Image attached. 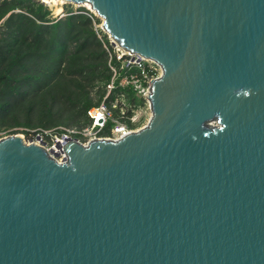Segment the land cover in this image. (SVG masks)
<instances>
[{"label":"water","instance_id":"1","mask_svg":"<svg viewBox=\"0 0 264 264\" xmlns=\"http://www.w3.org/2000/svg\"><path fill=\"white\" fill-rule=\"evenodd\" d=\"M61 1L162 73L118 141L0 139V264H264V0Z\"/></svg>","mask_w":264,"mask_h":264},{"label":"trees","instance_id":"2","mask_svg":"<svg viewBox=\"0 0 264 264\" xmlns=\"http://www.w3.org/2000/svg\"><path fill=\"white\" fill-rule=\"evenodd\" d=\"M99 23L85 8L55 17L38 0H0V132L22 128L29 140L89 124L86 112L103 101L111 78ZM123 92L132 110L145 109L142 96Z\"/></svg>","mask_w":264,"mask_h":264},{"label":"built area","instance_id":"3","mask_svg":"<svg viewBox=\"0 0 264 264\" xmlns=\"http://www.w3.org/2000/svg\"><path fill=\"white\" fill-rule=\"evenodd\" d=\"M87 10L95 16L90 8ZM95 29L97 37L102 41L107 53V65L111 73L110 81L106 86L107 94L103 101L86 112L89 121L87 126L81 129L72 128L66 130L64 134L59 137L56 136V143H63L71 139L70 137L72 136L88 139L85 144L75 139L82 145H87L93 140L118 141L143 128L144 126L137 129L138 109L132 110V106L126 104L125 93L123 92L125 89H130L137 96H142L145 99L146 107L150 110L146 95L149 93L151 83L160 77L162 73L161 66L152 59L144 58L139 54L131 53L120 47L111 36L103 30L100 23L95 25ZM103 37L106 38L104 39ZM116 90L120 92L115 98L109 101L106 100L108 95ZM114 112H117L116 116ZM105 130H107V133L102 134ZM47 134V132H44L43 135H36L29 139L30 141L28 144L35 143L47 151H50L51 149L43 142V138H46ZM58 138H60V140ZM56 150L57 149H55V151ZM61 153L63 154V152ZM63 157L64 154L62 155L61 161Z\"/></svg>","mask_w":264,"mask_h":264},{"label":"rangeland","instance_id":"4","mask_svg":"<svg viewBox=\"0 0 264 264\" xmlns=\"http://www.w3.org/2000/svg\"><path fill=\"white\" fill-rule=\"evenodd\" d=\"M40 2L45 3L48 8L52 11L53 15L56 16H62L63 12L65 10V8L70 7L73 11L77 10L79 8H85L88 9L90 7H88L87 5L83 4L82 6H78V5H71V4H65L63 1H56V0H52V1H47V0H38ZM100 20V19H99ZM102 24V21L100 20V25ZM150 110L148 109V107H146L145 109L140 108L137 110V117H138V127L137 129L145 126L150 118ZM23 131L22 128L16 129L13 128L12 130H10L7 133H2L0 132V139L11 136L10 133H17V134H12V135H19L21 136L25 142H29L30 140H26V136L21 134ZM72 140L77 139L79 142L85 144L87 142L88 139L85 138H76L74 136L70 137ZM60 140V138H58ZM43 142L47 144V147L49 149H54L55 150V143H56V136L53 133H48L46 138H43ZM53 156V158L56 161H61L62 159V153L61 151H59L58 149L55 151V154H51Z\"/></svg>","mask_w":264,"mask_h":264},{"label":"bare ground","instance_id":"5","mask_svg":"<svg viewBox=\"0 0 264 264\" xmlns=\"http://www.w3.org/2000/svg\"><path fill=\"white\" fill-rule=\"evenodd\" d=\"M48 1H52V0H48ZM56 1H61V0H56ZM85 5H87V6L89 7V5H88V4H85Z\"/></svg>","mask_w":264,"mask_h":264}]
</instances>
